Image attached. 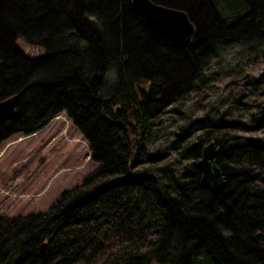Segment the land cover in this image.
<instances>
[{
    "label": "trees",
    "instance_id": "1",
    "mask_svg": "<svg viewBox=\"0 0 264 264\" xmlns=\"http://www.w3.org/2000/svg\"><path fill=\"white\" fill-rule=\"evenodd\" d=\"M154 1L187 12L190 45L151 28L130 0H0V98L18 92L0 142L64 111L98 162L45 209L0 213V264H264L252 238L264 229V119L218 117L173 156L146 142L224 47L264 42V0ZM247 84L264 91V73L236 101ZM211 139L226 179L217 191L194 165Z\"/></svg>",
    "mask_w": 264,
    "mask_h": 264
},
{
    "label": "rangeland",
    "instance_id": "2",
    "mask_svg": "<svg viewBox=\"0 0 264 264\" xmlns=\"http://www.w3.org/2000/svg\"><path fill=\"white\" fill-rule=\"evenodd\" d=\"M113 73L111 70L106 76L109 83ZM263 73L264 42H238L224 47L202 71L204 84L196 80L193 88L158 116L147 133V148L173 156L179 147L200 134V125L218 117L257 125L264 119L262 88L250 89V84L244 85L247 97L243 102L235 99L239 100L244 82H252ZM241 103H246L247 108H240ZM185 131L186 136L178 139ZM257 134L264 136V131L259 130ZM88 152L86 139L64 111L33 133L15 132L3 139L0 142V213L45 209L63 189L96 167L98 162ZM190 159L174 161L175 170L179 171Z\"/></svg>",
    "mask_w": 264,
    "mask_h": 264
},
{
    "label": "water",
    "instance_id": "3",
    "mask_svg": "<svg viewBox=\"0 0 264 264\" xmlns=\"http://www.w3.org/2000/svg\"><path fill=\"white\" fill-rule=\"evenodd\" d=\"M130 3L151 28L162 32L175 42L191 44L195 25L184 9L154 0H130ZM17 97L18 92L15 91L0 98V122L16 112ZM197 143V139L191 140L188 149L194 148ZM218 151L219 146L211 139L201 146L200 155L194 161V165L200 170V184L212 191L220 190L226 184L225 176L215 161V154ZM252 238L264 250V229L254 231ZM44 250L45 242L40 246V253H44Z\"/></svg>",
    "mask_w": 264,
    "mask_h": 264
},
{
    "label": "crops",
    "instance_id": "4",
    "mask_svg": "<svg viewBox=\"0 0 264 264\" xmlns=\"http://www.w3.org/2000/svg\"><path fill=\"white\" fill-rule=\"evenodd\" d=\"M33 133V132H32Z\"/></svg>",
    "mask_w": 264,
    "mask_h": 264
}]
</instances>
